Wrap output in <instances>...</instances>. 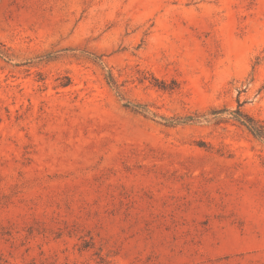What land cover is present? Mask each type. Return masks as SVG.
<instances>
[{
  "label": "rangeland",
  "instance_id": "374dc122",
  "mask_svg": "<svg viewBox=\"0 0 264 264\" xmlns=\"http://www.w3.org/2000/svg\"><path fill=\"white\" fill-rule=\"evenodd\" d=\"M237 108L264 0H0V264H264Z\"/></svg>",
  "mask_w": 264,
  "mask_h": 264
},
{
  "label": "trees",
  "instance_id": "16d2710c",
  "mask_svg": "<svg viewBox=\"0 0 264 264\" xmlns=\"http://www.w3.org/2000/svg\"><path fill=\"white\" fill-rule=\"evenodd\" d=\"M125 106H132L134 108H139L141 107V105L139 104H131L129 102H125L124 104ZM226 112V110H219V111H214L213 114H215V116H219L220 113ZM230 114V118H232L234 121L240 123L241 125H243L244 127H246V129L259 141L264 142V120H258L250 115H248L247 113L243 112L242 110H240L239 108L232 110L230 112H228ZM165 119V122L167 124H172L174 123L176 120L173 119ZM192 118H190V116H186L183 118L182 121H187L190 120Z\"/></svg>",
  "mask_w": 264,
  "mask_h": 264
}]
</instances>
